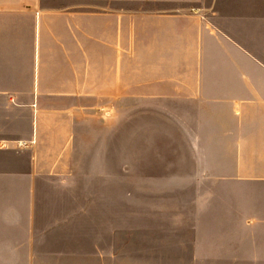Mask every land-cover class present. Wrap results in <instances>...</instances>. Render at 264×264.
Segmentation results:
<instances>
[{"label":"crops","instance_id":"0c3cea01","mask_svg":"<svg viewBox=\"0 0 264 264\" xmlns=\"http://www.w3.org/2000/svg\"><path fill=\"white\" fill-rule=\"evenodd\" d=\"M119 121L193 186L174 264H264V0H0V264H154L57 256Z\"/></svg>","mask_w":264,"mask_h":264},{"label":"rangeland","instance_id":"374dc122","mask_svg":"<svg viewBox=\"0 0 264 264\" xmlns=\"http://www.w3.org/2000/svg\"><path fill=\"white\" fill-rule=\"evenodd\" d=\"M136 135L128 139L127 124L119 121L113 138L115 153L84 157L85 170L77 171L73 179L85 182L86 188L82 193L76 192V203L65 205L68 211L69 206L75 208L73 221L54 225L62 227L75 222L82 234L59 237L55 247L64 251L57 256L71 258L65 251L71 248L69 243H75L73 248L81 251L72 258L94 260L103 246L113 244L119 260L174 264L175 241L185 243L189 238V225L180 220L177 223L176 218L187 212L193 186L190 180L174 179V157L164 155L167 141L141 140ZM176 223L180 227L177 237Z\"/></svg>","mask_w":264,"mask_h":264}]
</instances>
